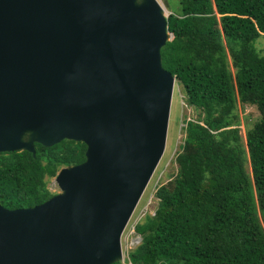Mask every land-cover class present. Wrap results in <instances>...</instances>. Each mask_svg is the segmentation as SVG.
Wrapping results in <instances>:
<instances>
[{"label": "water", "instance_id": "water-1", "mask_svg": "<svg viewBox=\"0 0 264 264\" xmlns=\"http://www.w3.org/2000/svg\"><path fill=\"white\" fill-rule=\"evenodd\" d=\"M158 0H0V152L82 141L41 203L0 204V264H111L165 150Z\"/></svg>", "mask_w": 264, "mask_h": 264}, {"label": "trees", "instance_id": "trees-1", "mask_svg": "<svg viewBox=\"0 0 264 264\" xmlns=\"http://www.w3.org/2000/svg\"><path fill=\"white\" fill-rule=\"evenodd\" d=\"M167 29L173 36L160 49L161 64L198 116L186 121L174 177L156 188L157 208L136 224L142 239L127 261L264 264V47L254 45L264 35V0H178ZM236 102L260 113L245 143ZM85 147L62 139L35 143L33 155L0 152V204L29 207L49 198V178L83 161Z\"/></svg>", "mask_w": 264, "mask_h": 264}, {"label": "rangeland", "instance_id": "rangeland-1", "mask_svg": "<svg viewBox=\"0 0 264 264\" xmlns=\"http://www.w3.org/2000/svg\"><path fill=\"white\" fill-rule=\"evenodd\" d=\"M161 5L164 7V14L167 15L171 10L178 7V0H159ZM257 49H263L264 47V35L260 36L254 42ZM226 53L227 47H225ZM230 60V57H228ZM233 70V68L231 67ZM235 111L238 115L237 128L239 134L241 135V140L245 143V132L252 126V123L260 117L258 109L252 105L247 104L244 107L236 102ZM201 115V114H200ZM198 116V111L187 103L183 92L175 83L172 95L170 116H169V127L167 132V141L165 145V150L161 156L159 163L157 164L151 179L149 180L147 186L145 187L141 199L139 200L136 209L134 210L131 218L126 225L123 235L121 237V248H122V258L120 259L122 264H128L127 255L130 250L135 247L137 240H130L133 234L131 233L132 225L135 223H141L146 215H151L158 205V198L155 196L154 192L156 188L161 184L169 183L176 172V162L174 160L176 153L179 151L178 144L182 142L184 136L183 127L184 120L195 119ZM183 123V124H181ZM247 170L250 172V165L247 162ZM54 177L49 178L47 185L51 191L58 192L59 188L53 181Z\"/></svg>", "mask_w": 264, "mask_h": 264}, {"label": "clouds", "instance_id": "clouds-1", "mask_svg": "<svg viewBox=\"0 0 264 264\" xmlns=\"http://www.w3.org/2000/svg\"><path fill=\"white\" fill-rule=\"evenodd\" d=\"M158 2H159V0H158ZM159 3H160V2H159ZM160 5H161V3H160ZM161 6H162V5H161ZM162 7H163V6H162ZM176 9H177V7H176ZM176 9H174V10H176ZM172 11H173V10H171V11L169 12V14H170ZM163 13H164V7H163ZM165 16H166V18H167L168 14L165 15ZM167 30H168V29H167ZM168 31H169V30H168ZM169 32H171V31H169ZM172 36H173V34H172V32H171V38H172ZM171 38H170V39H171ZM170 39H168V40H170ZM175 78H176V77H175ZM175 83H177V79H176V82H175ZM171 102H172V100H171ZM170 109H171V108H170ZM188 120H190V119H188ZM186 121H187V120H184V126H182V125L180 126V128L183 127V128H182L183 130H184V127H185V125H186ZM181 124H183V123H181ZM168 127H169V123H168ZM167 132H168V131H167ZM184 135H185V131H184ZM166 141H167V140H166ZM34 147H35V146H34ZM162 155H163V154H162ZM70 165H71V164H70ZM63 166H66V165H63ZM55 174H56V173H55ZM54 176H55V175H54ZM54 176H52V177H54ZM50 178H51V177H50ZM150 179H151V178H150ZM150 179H149V180H150ZM53 181H54V183H55L54 178H53ZM55 184H56V183H55ZM147 184H148V183H147ZM47 186H48V185H47ZM146 186H147V185H146ZM48 188H49V187H48ZM59 191H60V190H59ZM59 191H58V192H59ZM155 191H156V190H155ZM52 192H53V191H52ZM55 193H57V192H55ZM55 193H54V194H55ZM54 194H53V195H54ZM154 194H155V192H154ZM51 196H52V195H51ZM51 196H50V197H51ZM155 196H156V195H155ZM47 199H48V198H47ZM140 199H141V198H140ZM140 199H139V200H140ZM135 209H136V207H135ZM135 209H134V210H135ZM133 212H134V211H133ZM154 212H155V210H154ZM154 212H153L151 215H153ZM132 214H133V213H132ZM132 214H131V216H132ZM146 216H147V215H146ZM130 218H131V217H130ZM127 224H128V223H127ZM136 224H138V223H135V224L132 225L131 233L133 234V236H131V238H130V240H132V239L137 240V241H136V244H135V247L141 242V239H142V238H141V234H139V233L136 232V230H135V226H136ZM125 227H126V226H125ZM124 229H125V228H124ZM123 232H124V230H123ZM122 235H123V233H122ZM122 235H121V237H122ZM135 247H134V248H135ZM122 256H123V254H122ZM127 256H128V255H127ZM128 264H132V263L128 260Z\"/></svg>", "mask_w": 264, "mask_h": 264}]
</instances>
